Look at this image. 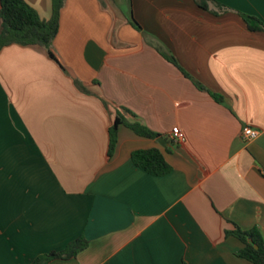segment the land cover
Instances as JSON below:
<instances>
[{"label": "crops", "instance_id": "1", "mask_svg": "<svg viewBox=\"0 0 264 264\" xmlns=\"http://www.w3.org/2000/svg\"><path fill=\"white\" fill-rule=\"evenodd\" d=\"M25 1L51 16L52 0ZM207 6L65 0L59 62L41 45L0 51V264H31L80 236L84 250L47 264H253L226 232L256 228L264 242V31L241 15L264 24V0ZM121 108L159 136L119 125L109 156ZM245 125L257 137L244 141ZM151 147L169 173L133 164Z\"/></svg>", "mask_w": 264, "mask_h": 264}, {"label": "trees", "instance_id": "2", "mask_svg": "<svg viewBox=\"0 0 264 264\" xmlns=\"http://www.w3.org/2000/svg\"><path fill=\"white\" fill-rule=\"evenodd\" d=\"M65 0H52L51 16L47 19L41 18L37 11L25 0H0V51L11 44L19 45H41L49 56L59 62L52 50V41L55 38L59 27L60 11ZM199 6L207 8V0H197ZM247 27L253 31H264V24L255 16L241 14ZM130 23L140 29L139 24L132 15ZM163 56L178 66L173 56L162 53ZM179 67V66H178ZM185 76L192 79L182 68ZM194 80V79H193ZM75 83L84 88L79 80ZM200 90L210 93L213 99L223 103V96L205 88L200 82L194 80ZM119 125L130 128L136 135L155 138L159 136L149 129L137 117L126 108L117 111L115 118L109 128V149L108 155L112 156L117 142V130ZM170 150V149H167ZM131 160L135 166L152 175H165L171 171V166L165 159L164 154L157 147L134 150L131 153ZM227 234L236 236L243 247L239 256L253 264H264V242L260 232L256 228L242 230L236 227L227 231ZM88 245V240L80 236L70 241L63 249L51 251L35 257L31 264H47L55 259H70L75 257ZM183 264H185L183 262Z\"/></svg>", "mask_w": 264, "mask_h": 264}, {"label": "built area", "instance_id": "3", "mask_svg": "<svg viewBox=\"0 0 264 264\" xmlns=\"http://www.w3.org/2000/svg\"><path fill=\"white\" fill-rule=\"evenodd\" d=\"M171 133H172L173 139L176 142H181L184 140V135H183L182 131L177 126L172 128ZM258 133L259 132L257 129H255L251 126L245 125L243 127V129L241 130V138L244 141H248V140H251V139H254L255 137H257Z\"/></svg>", "mask_w": 264, "mask_h": 264}, {"label": "water", "instance_id": "4", "mask_svg": "<svg viewBox=\"0 0 264 264\" xmlns=\"http://www.w3.org/2000/svg\"><path fill=\"white\" fill-rule=\"evenodd\" d=\"M161 140H162V141H165L162 137H160V138L158 139V141L161 142Z\"/></svg>", "mask_w": 264, "mask_h": 264}]
</instances>
